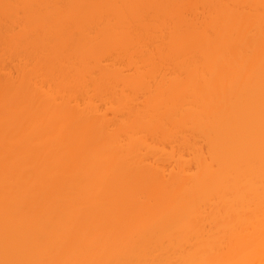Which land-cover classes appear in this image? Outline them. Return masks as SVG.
<instances>
[{"label":"bare ground","instance_id":"bare-ground-1","mask_svg":"<svg viewBox=\"0 0 264 264\" xmlns=\"http://www.w3.org/2000/svg\"><path fill=\"white\" fill-rule=\"evenodd\" d=\"M0 264H264V0H0Z\"/></svg>","mask_w":264,"mask_h":264}]
</instances>
